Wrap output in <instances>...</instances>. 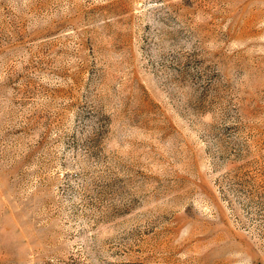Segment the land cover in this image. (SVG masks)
Listing matches in <instances>:
<instances>
[{
  "label": "rangeland",
  "instance_id": "1",
  "mask_svg": "<svg viewBox=\"0 0 264 264\" xmlns=\"http://www.w3.org/2000/svg\"><path fill=\"white\" fill-rule=\"evenodd\" d=\"M0 264H264V0H0Z\"/></svg>",
  "mask_w": 264,
  "mask_h": 264
}]
</instances>
